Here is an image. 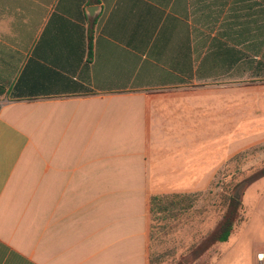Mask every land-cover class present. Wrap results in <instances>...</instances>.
I'll return each instance as SVG.
<instances>
[{"label":"crops","instance_id":"crops-1","mask_svg":"<svg viewBox=\"0 0 264 264\" xmlns=\"http://www.w3.org/2000/svg\"><path fill=\"white\" fill-rule=\"evenodd\" d=\"M263 56L264 0H0V264H150L151 198L202 183Z\"/></svg>","mask_w":264,"mask_h":264},{"label":"rangeland","instance_id":"rangeland-1","mask_svg":"<svg viewBox=\"0 0 264 264\" xmlns=\"http://www.w3.org/2000/svg\"><path fill=\"white\" fill-rule=\"evenodd\" d=\"M230 88L233 94L228 101L220 103L217 110L211 107L203 112V137L196 144L199 154L203 149L209 166L204 165L202 183L179 185L184 194L199 193L196 206L160 246V251L175 249L178 258L220 224L222 213L215 203L224 168L241 160L244 173L264 162V81L238 83ZM237 194L245 204L243 221L227 242L216 245L201 259L186 256V264H264V178L252 185L243 183ZM170 263L167 260L164 264Z\"/></svg>","mask_w":264,"mask_h":264},{"label":"trees","instance_id":"trees-1","mask_svg":"<svg viewBox=\"0 0 264 264\" xmlns=\"http://www.w3.org/2000/svg\"><path fill=\"white\" fill-rule=\"evenodd\" d=\"M90 39H93L92 35ZM260 64L264 67L263 61ZM3 94L4 92L0 89V96ZM240 162L241 160H237L236 164L227 165L223 171L218 199L215 203L217 210L222 213L220 224L205 237L189 245L179 258L175 249L168 248L160 251V246L189 218L200 195L199 193L171 194L156 195L151 198L150 264H164L167 260L171 262L170 264H186V256H191L196 260L201 259L216 245L229 240L236 225L243 221L245 211L244 201L238 196L237 191L243 183L252 185L264 178V162L261 166L244 173L241 171Z\"/></svg>","mask_w":264,"mask_h":264},{"label":"water","instance_id":"water-1","mask_svg":"<svg viewBox=\"0 0 264 264\" xmlns=\"http://www.w3.org/2000/svg\"><path fill=\"white\" fill-rule=\"evenodd\" d=\"M96 8H97V7H93V10H97Z\"/></svg>","mask_w":264,"mask_h":264},{"label":"bare ground","instance_id":"bare-ground-1","mask_svg":"<svg viewBox=\"0 0 264 264\" xmlns=\"http://www.w3.org/2000/svg\"><path fill=\"white\" fill-rule=\"evenodd\" d=\"M260 257L262 258V255Z\"/></svg>","mask_w":264,"mask_h":264}]
</instances>
